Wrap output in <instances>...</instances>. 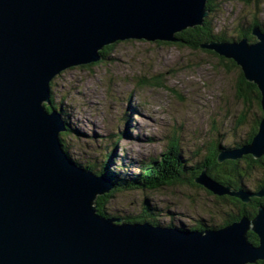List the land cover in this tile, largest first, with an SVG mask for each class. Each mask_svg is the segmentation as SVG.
<instances>
[{
  "label": "water",
  "instance_id": "95a60500",
  "mask_svg": "<svg viewBox=\"0 0 264 264\" xmlns=\"http://www.w3.org/2000/svg\"><path fill=\"white\" fill-rule=\"evenodd\" d=\"M207 0H0V264H255L264 260V208L221 229L181 230L101 217L94 203L114 186L81 171L64 155L66 123L51 106L50 82L62 71L101 59L121 40L176 42L201 26ZM205 48L231 59L261 93L259 132L250 145L225 152L264 155V32ZM212 194L248 203L206 177ZM263 209V210H262ZM248 225L260 240L248 241Z\"/></svg>",
  "mask_w": 264,
  "mask_h": 264
},
{
  "label": "rangeland",
  "instance_id": "374dc122",
  "mask_svg": "<svg viewBox=\"0 0 264 264\" xmlns=\"http://www.w3.org/2000/svg\"><path fill=\"white\" fill-rule=\"evenodd\" d=\"M211 1L212 11L207 9V0L203 23L209 18L215 34L236 40L255 19L263 27L255 28L264 31L263 5L258 13L259 9L247 6V0ZM235 40L212 43L239 42ZM258 43L255 37L248 45ZM215 54L176 42L127 39L100 49V60L73 66L53 77L51 106H44L48 112H60L69 127L59 136L68 161L95 176L106 171L129 181L128 190L116 193L106 204L110 215L148 217L141 215L148 202L150 218L159 226L181 230L209 227L212 222L218 227L237 215L239 205L229 202L228 195L217 196L202 185H191L190 170L173 188L149 191L134 185L136 174L147 161L160 162L171 142H177L181 163L190 167L203 162L214 142L234 147L245 141L255 117L263 116L248 94L237 96L243 88L240 67ZM154 79L161 87L150 84ZM143 81L150 83L142 85ZM243 115L248 118L242 125ZM89 166L95 171L88 170ZM245 186L246 190L237 191L251 195L248 190L254 183ZM248 228V233L252 232V226Z\"/></svg>",
  "mask_w": 264,
  "mask_h": 264
},
{
  "label": "trees",
  "instance_id": "16d2710c",
  "mask_svg": "<svg viewBox=\"0 0 264 264\" xmlns=\"http://www.w3.org/2000/svg\"><path fill=\"white\" fill-rule=\"evenodd\" d=\"M264 6V0H247V6L255 9H259L261 6ZM264 8V7H263ZM207 9L209 11H212V1L208 0L207 3ZM211 9V10H210ZM260 10H256L258 13H260ZM246 20V19H245ZM247 23H245L246 25ZM248 26L246 31L240 33L239 37L235 39H230L229 37H224L215 34V30L211 27V23L209 18H206L204 20L203 25L198 26L196 28H191L188 30H185L175 36L177 41L182 44V46H187L189 49L192 50H198L200 48H205L209 43H212L213 41H240L244 38H247L250 42L255 41V37L252 34V29L261 26L258 19H255L254 22ZM263 28V27H262ZM264 30V29H263ZM264 32V31H263ZM203 51L206 49H202ZM216 55V54H215ZM231 63L236 67L235 63L231 61ZM239 68V67H237ZM242 75V81L241 85H243V88H240L239 95L237 94L238 98L243 96L242 94H248V97L251 98V100H255L256 105L258 107V110L260 112V115L262 114L261 109V93L258 90L257 86L252 83H248L245 81L243 74ZM150 83L149 81H143L142 85H148ZM153 87H161L159 82L157 83V80L154 79L153 83H150ZM240 87V86H239ZM54 108V107H53ZM51 110V109H49ZM60 113V112H59ZM61 114V113H60ZM248 114V113H246ZM62 116V114H61ZM248 116L243 115L241 124H245L247 121ZM262 118V115L260 117L256 116L254 119V124L250 128L249 135L247 136V139L243 141L242 143H239L238 145L234 147H225L221 146L219 142H214L212 147L209 149V152L202 163L198 164H192L190 167H187L186 164H182V158H181V152L179 150V146L177 142H171L168 146V151L165 155L162 156L161 161H156L153 159H150L147 161V164H145V167L142 169L143 171H140L136 175V181L134 185H138L142 187L145 190L149 191H160L166 188H173L176 184H180L183 181V173L190 170V176H191V185L197 186L196 179L199 178L200 175L205 173L206 177L208 179H211L213 182H215L218 185H221L223 187H228L232 191L237 190H246L245 185L247 182H253L254 186L250 187L252 189H249L251 195H256V193H260L262 190H264V155L256 159L251 154H243L241 157L237 159H229L224 158V161H221V156L224 155L226 152L231 151H237L242 149L244 146L250 145L254 138L257 136L259 132V126H260V120ZM66 128L68 131L69 127L66 125ZM168 154V155H167ZM111 158V155L108 156V160ZM110 162V161H109ZM181 163V164H180ZM90 171H95L93 166L87 167ZM97 176H102L107 181H109L111 184H113L114 189L108 194L103 196L102 198L97 199L96 201V210L99 215H103V217H109L115 220H120L121 223L124 224H136V223H150L153 225H158L156 223L157 221L151 219V208H149V203L146 202V204H143V215H147L148 217H133L130 215L126 216H118V215H110L106 210L105 207L106 204H109L111 202V198L119 192H123L124 190H128L129 188V181L126 182L123 178L120 176L114 177L113 173L106 172V171H100L96 172ZM258 173L259 176H256L255 174ZM180 181V182H179ZM189 181V180H188ZM136 187V186H135ZM138 188V187H137ZM255 193V194H253ZM248 203L243 202L241 199L233 196H229V202L233 204V202L237 205H239V208H237V215L233 218L227 219L222 225L216 227L215 223L213 226L212 224L209 225V227L213 226V229H221L223 227L232 225L233 223L237 222L241 217H248L250 219H254L256 217L257 213H259V206L264 207V197L263 198H257L255 196H250ZM241 202H240V201ZM213 221V220H212ZM155 222V223H153ZM204 226V225H202ZM194 227V229L191 230H203V229H209V227L205 226L203 227ZM248 241L255 247L260 245L259 237L252 231L248 233ZM255 264H264V260L258 261Z\"/></svg>",
  "mask_w": 264,
  "mask_h": 264
},
{
  "label": "bare ground",
  "instance_id": "6f19581e",
  "mask_svg": "<svg viewBox=\"0 0 264 264\" xmlns=\"http://www.w3.org/2000/svg\"><path fill=\"white\" fill-rule=\"evenodd\" d=\"M249 44V43H248ZM263 198V197H262Z\"/></svg>",
  "mask_w": 264,
  "mask_h": 264
}]
</instances>
